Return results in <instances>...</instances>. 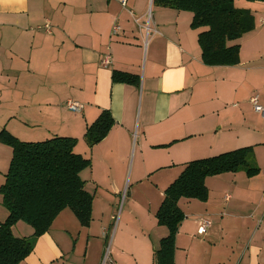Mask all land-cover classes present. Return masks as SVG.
Here are the masks:
<instances>
[{
  "label": "crops",
  "instance_id": "obj_1",
  "mask_svg": "<svg viewBox=\"0 0 264 264\" xmlns=\"http://www.w3.org/2000/svg\"><path fill=\"white\" fill-rule=\"evenodd\" d=\"M152 1L126 0L123 8L118 0H0V132L23 142L75 139L74 152L90 160L80 177L94 196L88 226L64 209L19 264H100L108 217L102 211L94 220L97 191L115 197L125 185L134 190L132 202L136 190L144 188L146 210L121 213L111 234L110 264H154V251L168 233L155 218L167 187L187 163L245 147L254 150V176L243 169L209 176L206 201L179 199L184 217L174 237L173 263L262 264V250L254 243L261 219L232 210L242 198L251 204L252 194L239 191L243 175L251 192L253 182L264 178L258 157L264 125L247 124L240 109L254 91L264 106V2H234L251 12L255 28L237 42V65L209 66L197 41L203 29L191 28L192 13ZM147 14L154 32L145 39L133 20L141 24ZM46 21L50 33L40 28ZM115 24L121 31L112 37ZM107 52L111 64L102 67ZM113 72L134 81L115 82ZM68 100L81 104L79 113L65 107ZM102 111L110 113L113 126L89 147L86 128ZM1 154L7 166H1L0 186L11 148L0 143ZM226 192L231 194L227 203ZM1 201L0 196V223L7 217ZM202 217L212 221L204 236L197 233ZM12 233L29 238L33 230L18 222Z\"/></svg>",
  "mask_w": 264,
  "mask_h": 264
},
{
  "label": "trees",
  "instance_id": "obj_2",
  "mask_svg": "<svg viewBox=\"0 0 264 264\" xmlns=\"http://www.w3.org/2000/svg\"><path fill=\"white\" fill-rule=\"evenodd\" d=\"M236 0H153V4L192 13L191 28L203 29L197 41L202 62L209 66H234L239 63L237 43L254 28V17L247 9L234 6ZM249 2L264 0H247ZM115 82H133L132 76L113 72ZM108 111L87 126L84 138L89 147L100 142L113 126ZM0 143L11 148L9 167L0 186L1 204L7 211L0 223V264H19L34 249L36 238L45 234L64 209H70L80 225L91 220L93 197L84 188L80 173L90 160L74 152L76 140L53 137L39 142H23L6 131L0 132ZM252 148L245 147L215 157L193 160L164 191V198L155 214L158 225L167 229V236L154 251V264H174V237L183 220L178 207L180 198L206 201L205 179L240 169L248 175L258 169L250 165ZM22 222L32 228L29 238H19L12 228Z\"/></svg>",
  "mask_w": 264,
  "mask_h": 264
},
{
  "label": "rangeland",
  "instance_id": "obj_3",
  "mask_svg": "<svg viewBox=\"0 0 264 264\" xmlns=\"http://www.w3.org/2000/svg\"><path fill=\"white\" fill-rule=\"evenodd\" d=\"M238 7H240V5H238ZM257 91H260L259 88L257 89ZM255 92L256 91H254L252 94H256ZM258 96H260L259 92H258ZM240 109L242 110L241 113L243 114L242 118L245 120L247 124L255 125L257 127H261L262 125H264V123H261L260 121H258V117L256 116L257 114L254 111L253 112L256 115L251 112L252 107L250 103L243 104ZM262 153H264V150H261L258 153L259 165L260 164L264 165V157H262ZM249 163L250 165L257 167L256 159L254 156V150L252 152V156H251ZM1 166H3V168L7 166V164H5L4 154L0 155V169H2ZM0 181L1 182L3 181V176L1 174H0ZM261 182L264 183V178H260L259 181L253 182L252 187L255 189L253 190V192H251L247 189V184L249 185V183L247 182L245 175H243V184L240 185L239 191L247 195L252 194L250 197L251 204L249 203V200L242 198L244 200V203L241 205L238 204L239 207L237 211L232 210V213L235 215L247 216L251 212H253L259 219H261V223L259 224L258 236L255 239L254 243L262 250L260 254V262L264 264V184L261 185V188L256 189L258 185H260ZM133 192H134L133 188L131 187L129 190L128 185H125L123 189L120 191V195L115 196V197L112 196L111 194L109 196L108 193H105L104 191H101V190L97 191V198L95 199L96 205H94L95 209L93 211L94 220L95 222L98 221L97 218L98 219L100 218V214L102 211H103L102 212L103 218L105 217L106 214L108 217V226H106L105 228L106 233L104 232V234L107 237L106 239L104 238L102 239L103 248H102L100 264L103 263V261L105 264L107 263L110 264L111 262V258H112V255L110 253L111 234H113L114 232L113 230L116 228L119 222L121 213H127L131 209L133 213H136L137 215L138 211L146 210V206L144 203L145 199H143V196L145 193L144 188L139 187L136 190V197L133 198L134 201L132 202L129 200V198H132ZM226 194H230V193L226 192ZM93 195H95V192H93ZM239 202H240V199H239ZM230 213L231 212H229V214ZM136 215L135 214L131 215L130 216L131 219L132 220L135 219L137 217ZM131 228H134V226H132ZM232 242H233L232 239H228L227 245L229 248L234 246Z\"/></svg>",
  "mask_w": 264,
  "mask_h": 264
},
{
  "label": "built area",
  "instance_id": "obj_4",
  "mask_svg": "<svg viewBox=\"0 0 264 264\" xmlns=\"http://www.w3.org/2000/svg\"><path fill=\"white\" fill-rule=\"evenodd\" d=\"M118 1H119L120 5L123 8L126 6V0H118ZM129 14L132 16V13L131 12H129ZM138 21H139L138 19H134L133 20V22L138 26L139 31L142 30L145 39H147L148 36H149V34L154 32L152 29H150V26H149V24H150V15L147 14V16H146V18H145V20H144L143 23L140 24ZM40 28L43 29L44 32L50 33V30L51 29H50V24H49L48 21H46L43 24V26H41ZM120 31H121V28L117 24H115L111 28L110 35L112 37L117 36ZM110 64H111V55H110V53L109 52L104 53L102 55V59H101V66L102 67H108ZM249 103H250V105L252 107V110L256 114H258L259 116H261L262 118H264V106H262L259 103V96H258V94L252 95L249 98ZM65 107L68 110H70V111H72L74 113H79L80 110H81V108H82L81 104H79L76 101H72V100H68L65 103ZM230 198H231V196L229 194H225L224 197H223V201L227 203V202H229ZM211 225H212V221L209 218H205V217L200 218L198 220L197 233L199 235H201V236H204L206 234V232L208 231V229L211 227ZM103 263H104V261H103Z\"/></svg>",
  "mask_w": 264,
  "mask_h": 264
}]
</instances>
